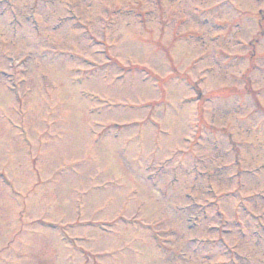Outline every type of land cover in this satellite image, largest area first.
<instances>
[{
	"label": "rangeland",
	"instance_id": "374dc122",
	"mask_svg": "<svg viewBox=\"0 0 264 264\" xmlns=\"http://www.w3.org/2000/svg\"><path fill=\"white\" fill-rule=\"evenodd\" d=\"M2 1L0 72L11 76H0V193L28 191L36 182L30 165L48 172L73 153L69 145L62 151L66 145L56 140L59 146L45 145L35 162L9 150V143L21 139L17 118L27 122L33 139L32 126L54 119L101 124L110 133L122 126V134L119 141L106 137L101 146L92 144V156L103 163L94 173L106 184L101 191L88 190L84 204L73 195L78 169L34 190L49 203L28 208L25 224L39 218L72 223L67 229L77 238L76 250L66 249L55 235L36 237L38 224L32 237L17 233L19 226L0 212V260L61 264L64 247L63 264H85L76 259V251L83 256L87 250L74 236L81 235L93 240L92 253L102 256L94 259L97 264H173L181 261L180 252L184 264H264V227L259 229L264 226V0ZM9 80L18 84L19 96ZM103 101L116 106L90 111ZM125 140L126 162L143 151V163H129L134 175L113 153ZM108 163L120 174L109 171ZM20 172L28 179L18 180ZM88 175L83 172L81 181L86 188ZM116 177L120 188L111 191ZM126 191L132 192L127 202ZM6 210L18 212L13 205ZM62 210L63 216L57 212ZM126 214L155 225L148 229L160 231L161 253L149 241L150 231L106 224ZM87 221L93 225L80 226ZM195 239L205 242L199 253ZM9 242L13 245L2 251Z\"/></svg>",
	"mask_w": 264,
	"mask_h": 264
}]
</instances>
